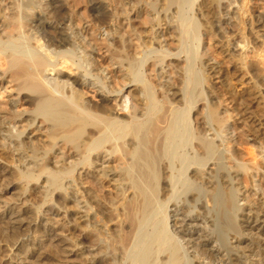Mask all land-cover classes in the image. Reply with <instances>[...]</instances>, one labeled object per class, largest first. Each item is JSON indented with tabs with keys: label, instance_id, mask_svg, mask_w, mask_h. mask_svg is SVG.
Returning a JSON list of instances; mask_svg holds the SVG:
<instances>
[{
	"label": "bare ground",
	"instance_id": "6f19581e",
	"mask_svg": "<svg viewBox=\"0 0 264 264\" xmlns=\"http://www.w3.org/2000/svg\"><path fill=\"white\" fill-rule=\"evenodd\" d=\"M144 1L140 24L151 30L159 14L172 12L165 24L176 52L155 31L148 46L128 17L124 28L108 23L118 10L110 16L100 6L91 17L77 11L83 0H0V162L10 166L3 174L24 181L16 206L2 211L0 237L24 253L18 264L75 261L67 249L85 264H264V190L254 180L264 171V147L235 146L221 129L226 116L203 89L202 66L213 58L201 43L224 31L212 24L223 0L199 1L204 35L198 0H165L163 10ZM249 2L231 1L244 68L247 33L259 39L263 32L264 46V11L253 13ZM183 9L189 16L176 18ZM168 57L179 65L180 88L171 86ZM78 171L92 185L119 184L118 197L104 198L102 207L81 191ZM41 213L72 222L93 245L78 252L84 243L54 230L48 218L37 223ZM9 254L0 253V264Z\"/></svg>",
	"mask_w": 264,
	"mask_h": 264
},
{
	"label": "rangeland",
	"instance_id": "374dc122",
	"mask_svg": "<svg viewBox=\"0 0 264 264\" xmlns=\"http://www.w3.org/2000/svg\"><path fill=\"white\" fill-rule=\"evenodd\" d=\"M130 1L132 4H134L133 6H131ZM153 1L155 2V0H153ZM156 1H157L156 5L158 6L156 8H158L159 10H163L165 7V4H163L165 0H163V1L162 0H156ZM199 1L200 0H198L197 3L194 4V13L195 12L197 13L196 17L199 21V25H201L200 27H202L199 29V31H200V33L202 32V34L204 35L205 32H204V27L202 25L204 24L205 19H204L203 15H201L202 11H200L201 12L200 13L199 9H198L199 8L198 7ZM201 1H204V0H201ZM231 1L232 0L221 1L219 3V6H220L219 8H220V11L222 10L221 11L222 13H220L218 16L214 17L212 20L213 27L216 28L218 26H221V28L223 27L222 29H224V31L222 30V33H220L219 36H214L210 40V43H209V41H205V35L203 36L204 40L202 41L201 45L203 47L208 46V48L210 49V51L212 53L211 57L213 58V60H211V61L210 60L206 61L205 66L204 65L202 66L201 76H202L203 81H204L203 89H205V92H207V94L210 95L209 100H211V101L213 100V102L216 103L215 104L216 111L218 113H220V116L222 117L224 115V116H226L225 118H227V120H228L227 121L225 119L226 120L224 123L225 125L221 129L228 128V133L230 132L234 136V139H235L234 142L236 143L237 141H239L241 144V145L237 144V143H239V142H237L236 143L237 145H236L233 142L234 145L240 147V146H242V144H245V148L251 147L250 145H254V146L256 145L257 149H258V147H260L259 149H261V147H264L263 146L264 145V65H263L264 62L262 59V58H264V56H263L264 46L262 45V42H261L263 39V36H261V35H263V32L260 31L259 39H256V35L254 33L250 34V32L247 33L248 37L244 38L247 41V44L249 43L248 44L249 45L248 51L246 53L247 57L245 59V60H247L246 61L247 67L244 68L242 65V60L240 59L241 57L239 56V55H241V54H239V51H240V48L242 45V40L240 39V35L236 32L235 27H234V25L236 26V22H237L236 20L234 21V18L236 19V16H237L236 15L237 6L235 3H231ZM83 3L78 6L79 9L77 8V11L82 8L81 10H85L89 16L93 17V15L95 14V10L97 8H99L100 6H101V8L104 7L103 8L104 12H109L110 16H111V13L113 15V11L115 12L118 10L117 12H118L119 16L118 15L112 16L110 21L108 20L109 21L108 23L113 22V24H115L114 22H117L118 25L121 26V28H124L125 24H126V21L124 19H126L128 17L130 20H132V21L134 20L135 22L133 21V23L138 27V30L143 32V35H142L143 40L145 41V43H148L147 44L148 46L150 43H152V37H153V33L155 31L156 34L162 35L163 38L165 37V44H166L165 48L166 49L168 48L169 50H171V52L177 51L176 46H175L176 45L175 41L171 40L173 38L172 37L173 33L171 30L168 29V27H166L167 25L165 24L166 22L170 21V19L172 17L171 11L167 13L166 18L163 17L164 15L159 14V17H160L159 21H158L157 25L154 24V28H153V30H151L149 28V26L146 25V27H145V24H142V23L140 24V21L142 19L141 17H143L140 9L144 8V5H145L144 0H134V1H132V0H83ZM139 3L141 6L139 5ZM229 3H231L230 4L231 7L227 6ZM247 6L249 7L248 9L250 11L253 10L252 12L257 14L261 10L264 11V0H250V2L248 3ZM135 7H136V9H135ZM221 7H223V8L221 9ZM122 10H127L128 13L127 14L123 13L124 14L123 15L120 13V11H122ZM188 11H189V9L188 10L183 9L181 14L179 13L180 15L178 14L175 17L181 18V17H185V15L188 17L189 16ZM203 13L205 14V10H203ZM149 14H151V12H149ZM197 15H199V16H197ZM150 17H151V15H150ZM232 17H234V18L232 19ZM160 20H162V21L160 22ZM164 20H165V22H164ZM200 22H201V24H200ZM217 22H219V23H217ZM169 24H170V22H169ZM81 25L83 27V29H81V31H83L85 29L84 28L85 25L83 23ZM105 27L106 26L100 27L99 31H98L99 33H101L102 36H103V34H104V36L106 35L107 29H105ZM190 41H191V43H190L191 46L189 44ZM190 41L187 43L189 44V47H191V48H188L187 43H185L186 45L184 44L186 46V47L185 46L184 47L187 50L192 49V46L194 44L193 39H191ZM209 46H211V47H209ZM234 46H236L235 49H234ZM152 48H154V47H152ZM235 50H238V51H235ZM168 58H170V59L167 61L169 63L171 62L172 65H174V66H172L173 68L170 69V71H173V72H171V74H173V76L171 77V78H173V79H171L172 85L171 84L170 85L174 88H176L175 86H177V88H180L182 85L181 81H183V79H182L183 77L181 75L180 70H177V69H180L179 65H177V61L172 60V57H168ZM174 59H176V58H174ZM238 60L240 63L238 62ZM177 66H178V68H177ZM248 66H249V68H248ZM199 68H200V65H199ZM198 106H199V104L197 105L196 109L192 110V113H191V116H192L191 118L193 119V121H196V122L200 121V117L197 114L198 113L197 112ZM196 117H197V119H196ZM223 119H224V117H223ZM232 130L233 131L236 130V131L233 132ZM35 135H36V133L33 132V134L31 133L30 136L33 137ZM248 144H250V145H248ZM243 147H244V145H243ZM242 154H243V156L247 155L246 158L243 157V159H245L247 161L251 160L250 154H247L246 151H243ZM103 156L104 155H102V157ZM104 159L107 161L108 158L107 159L104 158ZM104 159H102L100 161L101 163L103 161V164L101 165V167H104L107 164V163H105L106 161H104ZM99 164L100 163L97 162L96 165H99ZM5 166L6 165H4L2 162H0V181H1L0 182V224L2 222V218H1L2 216L1 215L3 213L2 211H3L4 207L11 206V205H12L11 207H14V206H16V203H18L17 198L19 196V193L21 192L20 186H21V184L23 185V182H24V181H18V180L12 181V179H13L12 177H10L9 175L3 174V173H5L6 170L7 171L10 170V166H6V167ZM4 167L6 168L5 171H3ZM251 172L252 171H249V173H251ZM77 173H80V175L79 174L78 175L82 177V178L80 177L77 180L78 186L81 187V191L82 190L87 191V192H89V194L91 196L93 195L92 200L97 199L95 201L96 202L99 201V204L103 205V206L101 205L102 207L105 208V206L108 204V203L106 204L105 201H104L105 203L104 202L102 203L104 198L105 199H111V198L113 199V197L116 196V197H114L116 199L118 197V195H119L118 192H120V189H118L117 186L119 187V184L117 185V183H116V185H114L115 183H113V182L111 183L109 181L104 180L103 182L100 181L99 184H97V185H92L94 183H92V182L90 183V180L87 181V178H86V176H84L82 171H78ZM1 174H3V175H1ZM256 175H257L256 179H254V180H256L257 182L256 181L255 182L257 183V185H260L262 187V189L264 190V171L262 170L260 173L258 172ZM9 177L11 178L12 182L10 181ZM2 178H4V179L2 180ZM6 180H7V182H6ZM28 188H29L30 194L32 196L37 197L39 195L40 189H39V185L37 183L31 182L28 185ZM97 188H99V189H97ZM42 203H43L42 201L39 202V204L41 206V210L44 212V210L46 211L49 209L48 206H50V205H47V204L43 205ZM239 204L241 205L242 202H240ZM69 212L73 213L75 211H74V209L72 210V208H70ZM170 214H172V213H170ZM47 218L50 219L49 221H51V222H49V225L54 227V230H56L57 232L65 233V234H68L69 233L68 230H70L72 240H74L76 242L81 241L84 243V245L78 249V252H81L84 248H90V246L93 245V243H91V239H89V237L86 235L85 232H82L78 226H73L72 222H71V224L70 223L67 224V222L65 220L61 219V217H55L53 215L47 216V215H43L41 213L38 216L37 223H39V224H43V222L46 223ZM170 219L171 220H169V222L170 223L172 222L171 224H173V222H174L173 218L171 217ZM0 226L3 227V225H0ZM76 227H78V228H76ZM109 227H110V231H114L115 228H113V226H109ZM125 227H126V223H125V226L123 224V229L127 228V227L126 228ZM59 236H57V238H55V239L63 238V235L62 236L59 235ZM3 238H4L3 236L0 237V248H1L0 253H2L3 255L9 254L7 252H9V249L11 246L12 249H10V250H12V251L8 255L9 258L7 257L8 260L6 263L7 264H18L19 261H17V257H20V256L22 257L24 253L21 252L20 249L19 250L15 249V246L13 245L14 241L8 242ZM53 244H56V242ZM69 251H70V249L66 250V252H67L66 256L69 257V260L75 259V261H72L70 263H63V264H79V263L85 264V262L83 260H82L83 261L82 262L80 260V258H78L79 256L77 257L78 260H76L77 259L76 257L75 258L72 257V252L70 251V253H69ZM68 257H66V258H68ZM55 258H57V257H55ZM62 259L64 260L65 258L62 257ZM53 262H54V264H56V263L58 264V262H55V261H53Z\"/></svg>",
	"mask_w": 264,
	"mask_h": 264
}]
</instances>
